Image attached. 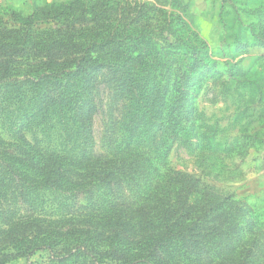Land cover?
<instances>
[{
	"label": "trees",
	"instance_id": "obj_1",
	"mask_svg": "<svg viewBox=\"0 0 264 264\" xmlns=\"http://www.w3.org/2000/svg\"><path fill=\"white\" fill-rule=\"evenodd\" d=\"M178 2L187 14L189 1ZM118 5L112 0L44 3L30 17L0 18L1 88L42 86L38 108L75 109L83 135L79 158L23 150L13 164L4 159L12 157L0 154V192L8 185L30 212L31 196L38 189L76 199L102 191L108 204L101 220L88 212L66 219L64 227L33 217L12 218L1 241L10 240L7 258L29 259L46 250L56 264L73 259L74 264H264L263 218L169 162L171 148L180 141L195 140L192 149L197 151L220 147L215 126H191L186 132L191 89L201 88L189 86L191 78L210 67L207 74L248 80L262 90L264 46L249 68L222 63L210 58L205 43L192 42L186 48L179 40L161 43L160 28H146L144 17L166 16L162 9L144 5L138 18L123 23ZM172 17L169 34L172 25L185 31L182 16ZM256 42L260 44L259 37ZM77 80L83 86H76ZM101 83L113 93L106 110L100 101ZM98 117L104 127L101 152L92 145ZM147 117H155L157 127L150 149L140 151L134 144ZM239 140L223 149L232 163L249 147H239ZM62 237L79 241L58 250L53 244ZM41 239L50 240L39 243ZM61 254L66 256L60 259Z\"/></svg>",
	"mask_w": 264,
	"mask_h": 264
},
{
	"label": "rangeland",
	"instance_id": "obj_2",
	"mask_svg": "<svg viewBox=\"0 0 264 264\" xmlns=\"http://www.w3.org/2000/svg\"><path fill=\"white\" fill-rule=\"evenodd\" d=\"M72 1L74 0H0V18L8 20L13 14L27 18L37 6L44 3L68 4ZM112 1L119 3L117 8L125 15L123 23H129L133 17L138 18L144 5L162 9L167 13L166 16L158 17V14L154 13V18L151 14H148L150 18L144 17L146 28H160L158 40L161 43H176L179 40L177 44L184 48L192 42L196 43L194 46H202L205 43L210 58L215 61L237 63L240 68L246 69L256 62L260 48H263L260 45L264 46V0H188L191 9L187 14L182 11L178 0ZM173 13L182 16L188 26L186 30L190 29L192 32L181 31L172 25L173 31L169 34ZM142 17L143 14L140 18ZM166 19H169V24H166ZM131 24L134 25L135 22ZM196 37L199 41L195 40ZM257 37L261 40L259 45L256 42ZM262 63L264 66V60ZM259 65L261 62L256 67ZM18 68L24 66L20 65ZM208 69L210 67L202 69L188 84L201 85V88L191 89L190 115L185 122L186 132L193 130L191 126H215L219 131L220 147L216 150L209 148L197 151L192 149L196 145L195 140L180 141L171 148L169 162L175 170L195 176L205 186L214 187L220 194L232 195L234 200L244 202L264 220V88L258 90L256 86L252 87L248 80L207 74ZM262 73L264 75V68ZM100 80L103 82L104 78ZM20 81L15 80L14 84H22ZM73 82L78 87L83 86L80 80ZM101 84L100 101L106 110L113 93ZM1 85L0 154L6 153L12 157L4 158L6 161L15 164L13 159L22 155L23 150L79 158L83 149V135L77 123L78 115L75 109L65 106L38 108L45 93L42 86L29 84L6 90L2 89ZM46 88L53 89L47 86ZM116 116H120V112H117ZM154 119L155 117H147L141 126L134 144L140 151L150 149L157 127ZM20 127L22 129L19 132ZM103 134L104 127L98 117L92 143L97 152L102 151ZM236 138L240 139L239 147H249L244 150L243 157L232 163L231 157H226L223 149ZM15 167L18 169L19 166ZM106 200L102 191H94L93 195H81L76 199L59 191L38 189L31 196L33 211L30 212L27 210L29 205L16 199L10 187L5 184L0 192V264H56L46 250L35 252L29 259L7 258V255L12 253L10 240L2 243L1 241L7 237L12 227V218L16 222L25 217H33L52 222L53 226L64 227L66 219L74 215L75 218H82L88 212H93V215L99 217L94 219L99 221L108 206ZM49 240L41 239L39 243ZM55 241H58V244L54 243L53 247L61 250L78 244L79 240L62 237ZM57 256L62 259L66 255ZM74 263L75 259L65 262Z\"/></svg>",
	"mask_w": 264,
	"mask_h": 264
}]
</instances>
